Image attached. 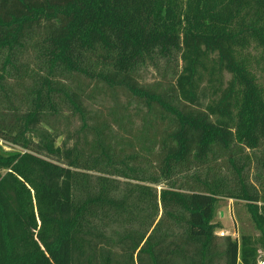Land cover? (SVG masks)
I'll list each match as a JSON object with an SVG mask.
<instances>
[{
  "label": "trees",
  "instance_id": "16d2710c",
  "mask_svg": "<svg viewBox=\"0 0 264 264\" xmlns=\"http://www.w3.org/2000/svg\"><path fill=\"white\" fill-rule=\"evenodd\" d=\"M0 140V264H257L264 0H0Z\"/></svg>",
  "mask_w": 264,
  "mask_h": 264
},
{
  "label": "rangeland",
  "instance_id": "374dc122",
  "mask_svg": "<svg viewBox=\"0 0 264 264\" xmlns=\"http://www.w3.org/2000/svg\"><path fill=\"white\" fill-rule=\"evenodd\" d=\"M144 76L150 78L151 73L145 72ZM79 84L81 86H85V88H89V95L93 96L95 94L97 99L100 100L98 107L94 109V118L97 120L112 121L115 118L116 110L113 109L115 105V98L116 102L120 100L122 102L121 104H131L129 100H127V96L122 94V92L116 94L100 92L94 88V85L83 80L79 81ZM2 148L5 150H15V148L6 144L3 140H0V150ZM208 168L212 171L219 172V160H211L210 167L208 166ZM221 171L225 172L224 167ZM256 173L257 168L254 164L245 170V175L247 174L253 182L255 181ZM226 174L230 177L228 173ZM213 222L216 224L215 230L218 235L221 231H223L225 232V236H231L234 240L239 241L242 235H254L255 237L259 236V232L250 218L244 201L230 198H220L216 204ZM258 257H262L264 259V248L261 246H258L257 249V262Z\"/></svg>",
  "mask_w": 264,
  "mask_h": 264
},
{
  "label": "built area",
  "instance_id": "2783aa9c",
  "mask_svg": "<svg viewBox=\"0 0 264 264\" xmlns=\"http://www.w3.org/2000/svg\"><path fill=\"white\" fill-rule=\"evenodd\" d=\"M220 236H225V232L221 231L219 234ZM235 237V236H234ZM257 264H264V259L262 257H258V262Z\"/></svg>",
  "mask_w": 264,
  "mask_h": 264
}]
</instances>
